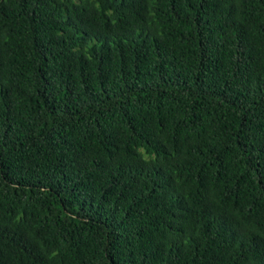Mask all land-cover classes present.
Wrapping results in <instances>:
<instances>
[{
	"label": "trees",
	"instance_id": "1",
	"mask_svg": "<svg viewBox=\"0 0 264 264\" xmlns=\"http://www.w3.org/2000/svg\"><path fill=\"white\" fill-rule=\"evenodd\" d=\"M0 264H264V0H0Z\"/></svg>",
	"mask_w": 264,
	"mask_h": 264
}]
</instances>
